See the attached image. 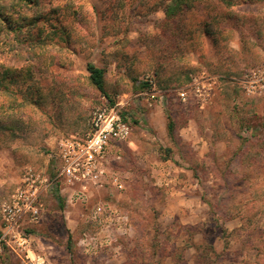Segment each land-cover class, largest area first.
<instances>
[{"label": "rangeland", "instance_id": "rangeland-1", "mask_svg": "<svg viewBox=\"0 0 264 264\" xmlns=\"http://www.w3.org/2000/svg\"><path fill=\"white\" fill-rule=\"evenodd\" d=\"M166 3L1 5L14 26L0 25V224L25 171L53 176L57 142L87 132L98 108L131 130L105 164L124 190L106 183L85 205L42 193L34 261L264 264V91L245 82L264 68V0H193L168 18ZM88 62L105 69L107 96ZM98 202L126 226L94 215Z\"/></svg>", "mask_w": 264, "mask_h": 264}, {"label": "built area", "instance_id": "built-area-1", "mask_svg": "<svg viewBox=\"0 0 264 264\" xmlns=\"http://www.w3.org/2000/svg\"><path fill=\"white\" fill-rule=\"evenodd\" d=\"M252 76L245 81L246 89L249 92H263L264 68L253 70ZM130 131L128 121L116 107L98 108L91 115L87 132L71 134L57 142L53 176H43L28 168L23 185L17 187L10 201L1 207L0 254L7 249L22 262L29 259L27 264H53L39 255L36 261L30 257L33 241L30 229L41 221L42 193L60 188L59 192H68L67 201L85 205L94 196V191L104 188L106 183L124 190L122 181L116 175H111L105 164L111 148L128 139ZM93 214H107L111 221L124 227L128 222L126 216L113 209L106 210L99 202L93 205Z\"/></svg>", "mask_w": 264, "mask_h": 264}, {"label": "trees", "instance_id": "trees-1", "mask_svg": "<svg viewBox=\"0 0 264 264\" xmlns=\"http://www.w3.org/2000/svg\"><path fill=\"white\" fill-rule=\"evenodd\" d=\"M8 0H0V7L2 4ZM16 2H22L24 4H31L33 0H10ZM164 13L166 17H171L175 15L177 12L182 11L184 8H190L193 6V0H167V3L164 5ZM13 19L10 13H7L0 9V25L3 27L5 31L13 30ZM86 69L89 73L90 82L104 95L107 96L105 91V69L99 66H96L92 62H88L86 65ZM5 76V75H4ZM6 77V76H5ZM4 77V78H5ZM122 116L126 118V114L122 113ZM174 128V124L171 120L167 123L168 133H171Z\"/></svg>", "mask_w": 264, "mask_h": 264}]
</instances>
